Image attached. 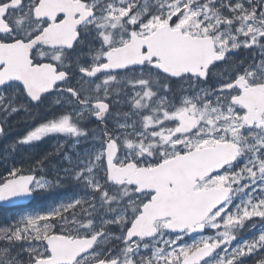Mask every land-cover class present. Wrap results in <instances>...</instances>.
<instances>
[{
    "label": "snow or ice",
    "instance_id": "1",
    "mask_svg": "<svg viewBox=\"0 0 264 264\" xmlns=\"http://www.w3.org/2000/svg\"><path fill=\"white\" fill-rule=\"evenodd\" d=\"M0 166V264H264V0H0Z\"/></svg>",
    "mask_w": 264,
    "mask_h": 264
},
{
    "label": "flooded vegetation",
    "instance_id": "2",
    "mask_svg": "<svg viewBox=\"0 0 264 264\" xmlns=\"http://www.w3.org/2000/svg\"><path fill=\"white\" fill-rule=\"evenodd\" d=\"M20 125H22V124L16 125V126H18L17 129H16V126H15V128L9 133V136H8L9 140H11L13 137H15L23 129ZM46 150H51V141H46V142L42 143L40 145L39 149H37L36 151H38L40 153H43ZM16 159L19 162L20 156H17ZM0 172H3V167L2 166H0ZM2 211L3 212H11L12 209L0 207V212H1L0 213V218H2L4 216L6 217V215L2 216ZM10 216H12V215H9V217Z\"/></svg>",
    "mask_w": 264,
    "mask_h": 264
},
{
    "label": "trees",
    "instance_id": "3",
    "mask_svg": "<svg viewBox=\"0 0 264 264\" xmlns=\"http://www.w3.org/2000/svg\"><path fill=\"white\" fill-rule=\"evenodd\" d=\"M245 235H249V234H245ZM249 264H251V261L249 262Z\"/></svg>",
    "mask_w": 264,
    "mask_h": 264
},
{
    "label": "water",
    "instance_id": "4",
    "mask_svg": "<svg viewBox=\"0 0 264 264\" xmlns=\"http://www.w3.org/2000/svg\"><path fill=\"white\" fill-rule=\"evenodd\" d=\"M5 206V205H4Z\"/></svg>",
    "mask_w": 264,
    "mask_h": 264
}]
</instances>
